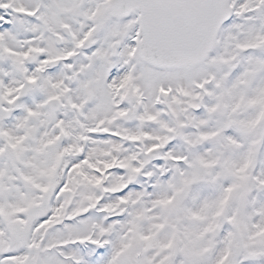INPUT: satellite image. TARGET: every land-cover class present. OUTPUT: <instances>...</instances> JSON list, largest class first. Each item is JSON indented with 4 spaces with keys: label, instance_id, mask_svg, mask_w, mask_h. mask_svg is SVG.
Here are the masks:
<instances>
[{
    "label": "snow or ice",
    "instance_id": "1",
    "mask_svg": "<svg viewBox=\"0 0 264 264\" xmlns=\"http://www.w3.org/2000/svg\"><path fill=\"white\" fill-rule=\"evenodd\" d=\"M0 264H264V0H0Z\"/></svg>",
    "mask_w": 264,
    "mask_h": 264
}]
</instances>
